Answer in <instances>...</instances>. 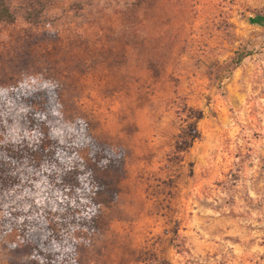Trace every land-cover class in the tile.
<instances>
[{
  "label": "rangeland",
  "instance_id": "1",
  "mask_svg": "<svg viewBox=\"0 0 264 264\" xmlns=\"http://www.w3.org/2000/svg\"><path fill=\"white\" fill-rule=\"evenodd\" d=\"M9 2L0 92L58 84L62 121L125 155L77 264H264V0ZM2 216L0 264H30Z\"/></svg>",
  "mask_w": 264,
  "mask_h": 264
},
{
  "label": "trees",
  "instance_id": "2",
  "mask_svg": "<svg viewBox=\"0 0 264 264\" xmlns=\"http://www.w3.org/2000/svg\"><path fill=\"white\" fill-rule=\"evenodd\" d=\"M15 20L9 0H0V22ZM250 22L262 24L264 16ZM60 90L21 85L0 92L1 223L19 233L13 251L30 264H77L72 234L106 227L104 209L116 202L126 175L123 151L85 123L62 121Z\"/></svg>",
  "mask_w": 264,
  "mask_h": 264
}]
</instances>
